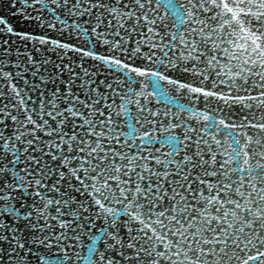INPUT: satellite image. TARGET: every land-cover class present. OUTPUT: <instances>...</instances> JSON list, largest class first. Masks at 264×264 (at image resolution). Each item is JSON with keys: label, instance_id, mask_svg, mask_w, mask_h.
Returning <instances> with one entry per match:
<instances>
[{"label": "snow or ice", "instance_id": "obj_1", "mask_svg": "<svg viewBox=\"0 0 264 264\" xmlns=\"http://www.w3.org/2000/svg\"><path fill=\"white\" fill-rule=\"evenodd\" d=\"M0 264H264V0H0Z\"/></svg>", "mask_w": 264, "mask_h": 264}]
</instances>
